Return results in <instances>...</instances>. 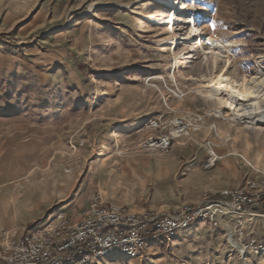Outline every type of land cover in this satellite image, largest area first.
<instances>
[{
	"label": "rangeland",
	"instance_id": "rangeland-1",
	"mask_svg": "<svg viewBox=\"0 0 264 264\" xmlns=\"http://www.w3.org/2000/svg\"><path fill=\"white\" fill-rule=\"evenodd\" d=\"M194 24L229 47L234 80L264 78V0H0V230L23 236L60 212L78 223L96 193L107 206L173 213L262 177L264 130L198 92L225 62L213 69ZM196 116L200 128L170 153L145 149L150 121L160 135ZM211 152L220 160L207 171ZM222 164L232 172L208 179ZM249 210L97 264H264L262 211Z\"/></svg>",
	"mask_w": 264,
	"mask_h": 264
},
{
	"label": "built area",
	"instance_id": "built-area-1",
	"mask_svg": "<svg viewBox=\"0 0 264 264\" xmlns=\"http://www.w3.org/2000/svg\"><path fill=\"white\" fill-rule=\"evenodd\" d=\"M203 121L200 116L192 122L176 119L167 126L172 131L160 135L154 134L164 130L162 124L150 121L147 128L154 134L146 140L145 149L168 154L175 138L199 129ZM219 160L220 157L211 152L204 169H213ZM257 173L262 176L260 179L248 180L236 189L207 194L200 205L183 206L173 213H135L125 207L107 206L102 195L96 193L91 196L89 207L78 223L60 212L23 236L0 230V264H97L109 256L136 258L159 239L175 240L201 221L244 216L254 207L261 209L256 217L264 221V173Z\"/></svg>",
	"mask_w": 264,
	"mask_h": 264
},
{
	"label": "bare ground",
	"instance_id": "bare-ground-1",
	"mask_svg": "<svg viewBox=\"0 0 264 264\" xmlns=\"http://www.w3.org/2000/svg\"><path fill=\"white\" fill-rule=\"evenodd\" d=\"M176 5L173 8L179 7L180 3ZM164 17V15H158L152 19ZM169 18L168 23L171 25L177 21L175 13H171ZM191 35L200 38L201 47L203 43L209 45L211 50L205 52V55L213 58V69L217 70L219 62H225L224 69L220 73L215 72L210 77L203 76L202 79L196 80L199 84L198 92L217 103L220 109L218 114L222 115L223 110H227L232 121L241 123L246 121L249 128L264 130V78L262 75H243L240 82L234 80L228 75L232 65L231 59L222 54V52H229V47L222 41L204 36L195 24L191 29Z\"/></svg>",
	"mask_w": 264,
	"mask_h": 264
},
{
	"label": "crops",
	"instance_id": "crops-1",
	"mask_svg": "<svg viewBox=\"0 0 264 264\" xmlns=\"http://www.w3.org/2000/svg\"><path fill=\"white\" fill-rule=\"evenodd\" d=\"M230 170L231 169L229 168L228 164H222V166H219V168H217V170H215L214 172H204V173H208V179H210L211 176L215 177L216 175H221V174H224V176H227L228 173L232 172ZM199 172H201V171L200 170H196L197 174ZM197 177H198V175H197Z\"/></svg>",
	"mask_w": 264,
	"mask_h": 264
}]
</instances>
